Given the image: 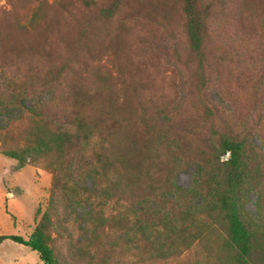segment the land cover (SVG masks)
Returning <instances> with one entry per match:
<instances>
[{
	"label": "rangeland",
	"instance_id": "obj_1",
	"mask_svg": "<svg viewBox=\"0 0 264 264\" xmlns=\"http://www.w3.org/2000/svg\"><path fill=\"white\" fill-rule=\"evenodd\" d=\"M199 3L206 9L205 87L182 63L187 43L178 5L170 7L171 19H136L124 33V74L143 87L129 118L141 137L142 165L127 173L106 167L91 152L94 137L86 151L62 160L53 154L18 167L0 157L1 234L26 238L41 225L50 264H232L211 179L220 167L216 136L227 133L247 139L240 215L264 248V0ZM20 4L22 21L35 12L38 28L56 9L54 0ZM8 8L0 0V16ZM5 68L0 61V83ZM110 69L101 63L105 77ZM27 104L53 126H66L64 84L35 87ZM44 263L27 246L10 239L0 244V264Z\"/></svg>",
	"mask_w": 264,
	"mask_h": 264
},
{
	"label": "trees",
	"instance_id": "obj_2",
	"mask_svg": "<svg viewBox=\"0 0 264 264\" xmlns=\"http://www.w3.org/2000/svg\"><path fill=\"white\" fill-rule=\"evenodd\" d=\"M20 1L6 0L9 8L0 16V61L6 66L0 83V157L18 167L30 160H50L53 154L62 160L76 150L86 151L94 137L97 148L91 152L106 167L127 173L141 166L145 158L141 137L130 127L129 118L136 110L131 103L139 100L143 87L133 74H124L126 64L120 61L126 58L124 33L136 19H171L170 7L178 5L187 43L182 63L205 87L206 9L199 0H54L55 11L38 28L35 12L22 21ZM102 62L115 76L100 73ZM39 64L43 71L40 67L34 75ZM38 75L41 81H35ZM59 83L66 86L69 98V118L63 128L53 126L27 104L35 87ZM12 111L17 116L4 121ZM216 147L214 158L220 167L211 176L212 196L225 226L223 245L232 252V264H264V248L257 245L240 215L241 189L248 176L247 139L219 133ZM6 239L44 258L51 256L41 225L26 238L0 233V244Z\"/></svg>",
	"mask_w": 264,
	"mask_h": 264
},
{
	"label": "water",
	"instance_id": "obj_3",
	"mask_svg": "<svg viewBox=\"0 0 264 264\" xmlns=\"http://www.w3.org/2000/svg\"><path fill=\"white\" fill-rule=\"evenodd\" d=\"M44 264H50L49 262L46 261V258H45V263Z\"/></svg>",
	"mask_w": 264,
	"mask_h": 264
}]
</instances>
